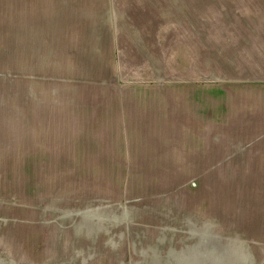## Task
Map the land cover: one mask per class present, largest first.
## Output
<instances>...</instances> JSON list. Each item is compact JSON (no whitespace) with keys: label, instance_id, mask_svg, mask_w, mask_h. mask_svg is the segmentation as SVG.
<instances>
[{"label":"rangeland","instance_id":"rangeland-1","mask_svg":"<svg viewBox=\"0 0 264 264\" xmlns=\"http://www.w3.org/2000/svg\"><path fill=\"white\" fill-rule=\"evenodd\" d=\"M0 264H264V0H0Z\"/></svg>","mask_w":264,"mask_h":264},{"label":"crops","instance_id":"crops-1","mask_svg":"<svg viewBox=\"0 0 264 264\" xmlns=\"http://www.w3.org/2000/svg\"><path fill=\"white\" fill-rule=\"evenodd\" d=\"M119 30H117L116 32H115V34L116 33H119L118 32ZM117 35V34H116ZM118 42V41H117ZM175 48L177 49V51L176 50H174V52H172V51H170V53H169V56L168 57H170L169 59L171 60V59H173L174 58V60H175V62H173V65L177 68V70L176 69H173L172 70V72H170V75H167V77L169 78V79H174L173 81L174 82H181L182 80H185L187 77H188V79L189 80H192V82H194V80L191 78V76H189V74H187L188 72H190V74H191V71H190V69H191V67H192V64H194V62H195V60L193 59V56H191V55H189V52H188V49H189V47H188V45L186 46V44L185 43H180L179 45H175ZM174 53V54H173ZM176 54V55H175ZM173 55H174V57H173ZM152 55H150L149 57H151ZM155 57H157V58H161V56H162V53L160 54H157V55H154ZM153 56V57H154ZM148 57V58H149ZM188 66V67H187ZM187 67V68H186ZM153 70H154V76H155V74H156V71H155V69L153 68ZM152 74L153 73H151V72H148V73H145V75L146 76H141V79L139 78V79H137V80H148V81H153L152 80ZM203 74V73H202ZM186 75V76H185ZM188 75V76H187ZM192 75V74H191ZM145 77V78H144ZM204 78H207V77H204V74L202 75V77H201V80H203ZM156 80H155V82L157 81V80H159L160 78H158L157 76H156V78H155ZM165 79V78H164ZM166 80V79H165ZM172 81V80H171ZM188 85H192V83H189ZM146 93L147 92H144V94H143V96L144 95H146ZM147 96H149L148 94H147ZM123 108L125 109V105L123 104ZM123 110V109H122ZM121 110V111H122Z\"/></svg>","mask_w":264,"mask_h":264}]
</instances>
